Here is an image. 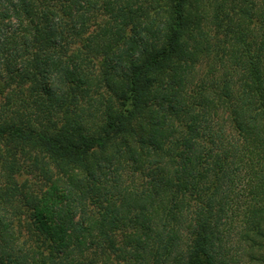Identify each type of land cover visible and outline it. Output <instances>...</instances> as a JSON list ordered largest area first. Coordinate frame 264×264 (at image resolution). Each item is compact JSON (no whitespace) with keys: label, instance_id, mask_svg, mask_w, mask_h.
<instances>
[{"label":"trees","instance_id":"16d2710c","mask_svg":"<svg viewBox=\"0 0 264 264\" xmlns=\"http://www.w3.org/2000/svg\"><path fill=\"white\" fill-rule=\"evenodd\" d=\"M0 264H264V0H0Z\"/></svg>","mask_w":264,"mask_h":264},{"label":"rangeland","instance_id":"374dc122","mask_svg":"<svg viewBox=\"0 0 264 264\" xmlns=\"http://www.w3.org/2000/svg\"><path fill=\"white\" fill-rule=\"evenodd\" d=\"M57 177H59V176H57ZM57 177H56V178H57ZM22 179H25V176H22ZM31 186L33 187V183H32V185H31Z\"/></svg>","mask_w":264,"mask_h":264}]
</instances>
